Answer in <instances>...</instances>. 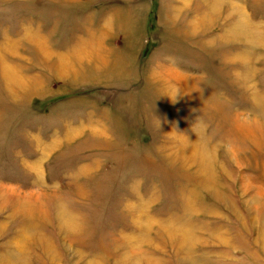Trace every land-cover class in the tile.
<instances>
[{
  "label": "rangeland",
  "instance_id": "1",
  "mask_svg": "<svg viewBox=\"0 0 264 264\" xmlns=\"http://www.w3.org/2000/svg\"><path fill=\"white\" fill-rule=\"evenodd\" d=\"M0 264H264V0H0Z\"/></svg>",
  "mask_w": 264,
  "mask_h": 264
},
{
  "label": "clouds",
  "instance_id": "2",
  "mask_svg": "<svg viewBox=\"0 0 264 264\" xmlns=\"http://www.w3.org/2000/svg\"><path fill=\"white\" fill-rule=\"evenodd\" d=\"M176 94H177V91H176V92H171V93H169V97H170L171 99H174L175 96H176ZM193 132L196 134L195 131H193Z\"/></svg>",
  "mask_w": 264,
  "mask_h": 264
},
{
  "label": "crops",
  "instance_id": "3",
  "mask_svg": "<svg viewBox=\"0 0 264 264\" xmlns=\"http://www.w3.org/2000/svg\"><path fill=\"white\" fill-rule=\"evenodd\" d=\"M108 27H109L110 29H112V27H113L112 22L110 23V21H109ZM99 35H102V34H99ZM102 39H103L102 41H104L105 38L103 37ZM13 109H14V108H13ZM16 113H17V111H16ZM10 124H11V122H10Z\"/></svg>",
  "mask_w": 264,
  "mask_h": 264
}]
</instances>
